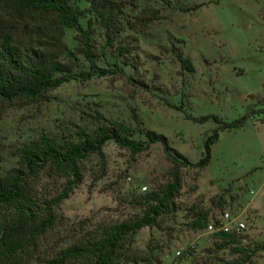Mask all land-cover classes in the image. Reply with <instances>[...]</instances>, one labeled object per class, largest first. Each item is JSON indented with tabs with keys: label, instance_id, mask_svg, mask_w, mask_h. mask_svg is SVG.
Wrapping results in <instances>:
<instances>
[{
	"label": "rangeland",
	"instance_id": "obj_1",
	"mask_svg": "<svg viewBox=\"0 0 264 264\" xmlns=\"http://www.w3.org/2000/svg\"><path fill=\"white\" fill-rule=\"evenodd\" d=\"M116 7L120 32L112 42L87 12L90 53L96 65L112 72L74 78L42 92L0 100V176L17 166L15 150L40 135L75 139L78 128L92 131L98 113L166 136L190 162L206 137L223 121L247 116L243 126L219 132L211 158L201 170L181 166L175 210L157 226H144L122 241L118 264H264V0H108ZM88 9L89 0H73ZM46 14L0 0V36L16 39L37 32ZM67 29L64 41L76 59L64 55L74 73L88 70L78 40ZM34 39H37L36 36ZM44 39V38H40ZM121 47V48H120ZM186 58L192 69L181 66ZM81 181L54 209L53 226L24 250V264H42L56 252L101 226L140 213L137 200L165 182L172 169L159 142L131 153L107 141L100 153L79 162ZM70 177L51 168L25 180L39 205L56 195ZM146 186V189H142ZM227 209L245 219L242 254L204 228L191 227L198 212L212 217ZM10 206L0 207V222ZM264 246V245H263Z\"/></svg>",
	"mask_w": 264,
	"mask_h": 264
},
{
	"label": "trees",
	"instance_id": "obj_2",
	"mask_svg": "<svg viewBox=\"0 0 264 264\" xmlns=\"http://www.w3.org/2000/svg\"><path fill=\"white\" fill-rule=\"evenodd\" d=\"M21 9L43 11L46 16L37 26V32L27 33L24 38L16 39L8 34L0 36V100H9L25 96L32 100L41 97L42 92L56 87L74 78H88L92 75L107 74L110 71L96 65L90 53L89 25L84 26L83 18L89 12L104 30V36L110 43L120 32L117 8L108 0H89L88 9L81 8L73 0H9ZM79 32L78 40L83 56L89 62L88 70L73 72L72 66L61 59L68 55L76 59L64 41L67 29ZM44 39H40V38ZM121 48V47H120ZM181 66L187 70L192 67L186 58L180 57ZM92 118L97 125L92 131L78 128L75 139H57L40 135L27 144L19 146L15 152L17 166L0 176V207L11 206L12 211L6 221L0 222V264H24V250L34 245L36 239L53 226L54 209L59 202L67 198L72 189L81 181L79 161L90 153H100L107 141L138 153L150 144L159 142L166 158L173 167L168 179L154 189L144 193L137 200L140 213L121 222L101 226L94 236L73 242L42 264H118L117 252L122 241L144 226H157L162 215L175 210L174 198L182 186L179 175L181 166L195 167L201 170L211 158V146L217 141L219 132L235 129L244 125L246 115L232 121H223L213 115L194 118L205 122L216 118L217 126L206 137L203 151L195 163L190 162L168 143L165 135L150 129H143L135 117L137 132L143 138H134L133 131L123 122L106 119L101 114ZM51 168L64 174L67 179L62 189L54 196L38 205L24 187L25 180L36 177L44 168ZM208 221L207 212H198L191 221V227L204 228ZM226 244H235L233 251L242 254L241 262L249 261L253 249L240 245L235 236L228 233L216 235ZM264 245V242H263ZM260 246L263 249L264 246Z\"/></svg>",
	"mask_w": 264,
	"mask_h": 264
},
{
	"label": "built area",
	"instance_id": "obj_3",
	"mask_svg": "<svg viewBox=\"0 0 264 264\" xmlns=\"http://www.w3.org/2000/svg\"><path fill=\"white\" fill-rule=\"evenodd\" d=\"M142 189H146V186H142ZM204 229L215 236L219 233L241 236L245 232L246 224L241 216L222 209L216 215L209 217Z\"/></svg>",
	"mask_w": 264,
	"mask_h": 264
}]
</instances>
